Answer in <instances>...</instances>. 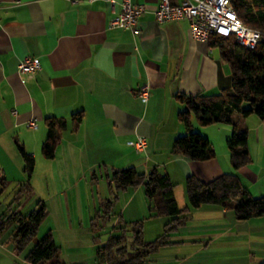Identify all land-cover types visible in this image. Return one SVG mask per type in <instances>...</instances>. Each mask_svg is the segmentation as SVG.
<instances>
[{
    "label": "crops",
    "instance_id": "crops-1",
    "mask_svg": "<svg viewBox=\"0 0 264 264\" xmlns=\"http://www.w3.org/2000/svg\"><path fill=\"white\" fill-rule=\"evenodd\" d=\"M114 1L113 7L111 0H0V195L10 182L15 187L0 211V264H55L53 259L36 263L26 258L35 237L17 244L14 217L25 215L17 207L31 196H36V204L39 200L45 204L46 215L38 230L48 217L58 221L46 232L59 247V263L93 264L92 256L80 251L71 236L80 225L77 200L80 193L83 200L87 198L84 188L89 172L93 183L103 178L109 187L110 196L102 200L98 196L100 208H94V218L109 222L114 215L113 233L118 227L130 232L131 223L141 220L140 216L150 217L143 216L150 201L141 183L117 188L110 179L114 170L129 166L144 175L152 169L167 173L174 188L184 194L189 175L208 181L222 173H235L251 196L264 198V120L255 114L234 116L239 128L247 132L250 156L237 169L229 161L226 144L232 125H200L192 113V129L209 140L214 156L202 162L172 152L174 139L187 133L178 118L185 108L182 96L213 95L231 86L229 65L220 48L192 39L186 19L157 22L153 9L160 0H129L144 7L135 30L111 26L108 23L123 0ZM31 55L39 59L40 69L26 77L16 66ZM145 84L149 99L144 103L137 92ZM78 111L81 118L77 121L72 115ZM48 117L65 122L57 131L51 158L41 150ZM30 119H35L36 128L26 126ZM138 135L146 139L142 152L127 143ZM20 148L34 157L29 176ZM41 157L52 162L46 164V187L58 189L47 200L38 199L32 181ZM80 185L82 191H72ZM183 196L181 221L159 247L170 243L174 233V243L188 242L191 255L199 256L193 264H264V215L240 220L233 210L219 204L191 208ZM107 200L113 204L105 214L102 203ZM154 217L162 234L169 218ZM102 245L96 247L95 256L109 264L98 254Z\"/></svg>",
    "mask_w": 264,
    "mask_h": 264
},
{
    "label": "trees",
    "instance_id": "trees-1",
    "mask_svg": "<svg viewBox=\"0 0 264 264\" xmlns=\"http://www.w3.org/2000/svg\"><path fill=\"white\" fill-rule=\"evenodd\" d=\"M232 7L240 19L248 26L261 33V40L253 49L239 45L233 36L224 37L210 35V46L220 48L222 59L228 63L231 76V86L215 94L197 93L182 96L185 108L178 113V118L187 133L177 136L172 144L173 153H182L189 159L204 161L214 156V150L209 140L200 132L192 129L190 114H194L197 124L229 123L233 132L227 140L230 163L233 168L249 162L247 148V132L241 130L235 122V115L246 117L255 114L264 120V0H231ZM80 120L81 112L72 115ZM48 133L42 143V154L46 158L53 157L58 142V129L65 125L64 121H56L51 117L46 119ZM23 159V169L29 176L34 167V157L20 148ZM168 174L152 169L147 175L139 173L135 167L129 166L114 170L110 179L117 188L142 184L143 190L150 201L149 216L159 214L168 216L164 223L163 233L153 241H144L141 220L131 223L130 236L124 227H118V233H111L106 242L98 249V254L109 264H144L149 253L167 241L168 233L177 227L181 221L183 210L174 196V184ZM185 194L189 205L198 207L202 204H219L233 210L237 219L243 220L253 216L264 215V198L253 197L242 186L235 173H222L208 181H202L194 175L185 180ZM103 212L109 213L112 200L104 203ZM37 208L23 216L10 215L18 221L15 233L17 244L24 245L35 237L38 227L46 215L45 204L39 200ZM50 232H46L37 240L26 254L32 262L58 260L59 247L55 245Z\"/></svg>",
    "mask_w": 264,
    "mask_h": 264
},
{
    "label": "rangeland",
    "instance_id": "rangeland-1",
    "mask_svg": "<svg viewBox=\"0 0 264 264\" xmlns=\"http://www.w3.org/2000/svg\"><path fill=\"white\" fill-rule=\"evenodd\" d=\"M41 159V160H40ZM36 162V169L34 173L32 174V181H34L35 190L37 193L38 199L47 200L49 198V195L55 196L58 192L57 188H47L46 187V164L52 163L47 162L49 160H46L44 157H41ZM52 161V160H51ZM54 167H56L55 162L53 163ZM87 183L88 185L84 188L85 190V196L87 197L86 200H83L82 193L79 194V199L77 200V211L81 213V219H80V225H76V228L74 230V235H71L73 239H75L76 245H78L79 250L85 253H89L90 256H92V263L93 264H107L105 261H101L100 259L97 260L95 256L96 247L99 245L104 244L106 240L108 239V236L112 233V225L115 221V216L112 215L111 220L108 222H103L102 220L95 219L94 217V208H100V205H98L100 202L98 201V196H100L101 200L105 197L110 196L109 187L107 185V182L105 179L101 178L98 183H93L91 181V173H87ZM52 182V181H51ZM13 182H10L7 184L6 189L4 193L0 195V211H4L5 205L9 202L11 199L12 194L15 192V187H13ZM175 189V199L179 206L183 204L184 199V192L179 190L177 187ZM54 190V191H53ZM83 189H72V191ZM49 194V195H48ZM122 197V194H120V198ZM36 196H31L26 199H23L21 201V204L17 207L18 212L21 214H26L30 212L32 209L37 208V204L35 203ZM187 199V198H186ZM116 206H114L113 213L117 214ZM150 208L146 205L143 216H148L150 214ZM168 217L165 215V218ZM92 218V219H91ZM91 219V221H90ZM141 226L143 231V237L145 240H153L156 238L157 235L161 234L162 229L159 230V223L157 222V218L154 216H150L149 219H144V217L141 218ZM77 221V220H76ZM58 221H55L52 219V217H48V219H45L43 221L42 226L38 230L34 240L28 245L27 249L30 248L37 240H39L46 232L48 228H54L52 226H55ZM79 220L77 221L78 224ZM91 222H93L94 226H91ZM102 222L105 224L103 227L99 226L102 224ZM145 222L146 228L144 229L143 223ZM158 230V231H157ZM189 230V227L187 226V231ZM119 232V230H117ZM116 232V231H115ZM116 232V233H118ZM128 235L131 233L129 231L126 232ZM176 234H171V242L162 245L159 247V250H155V252L149 253L146 261L144 264H193L195 257L198 258L199 256H193L191 255V246L188 242H185L184 244L180 243H174ZM93 240V241H92ZM91 245V247H90ZM94 247H93V246ZM88 248V249H87ZM84 253V254H85ZM200 255V254H199ZM203 257V256H202Z\"/></svg>",
    "mask_w": 264,
    "mask_h": 264
},
{
    "label": "built area",
    "instance_id": "built-area-1",
    "mask_svg": "<svg viewBox=\"0 0 264 264\" xmlns=\"http://www.w3.org/2000/svg\"><path fill=\"white\" fill-rule=\"evenodd\" d=\"M114 7L115 1L111 0ZM144 10L143 5L133 4L129 0L121 2V8L115 12L110 20L111 26L135 30L138 17ZM154 10L157 22L186 19L189 24V34L194 40H208L210 35L224 37L233 36L239 45L253 49L261 40L259 30L246 25L232 7L231 0H182L180 3H171L170 0H160ZM37 57L24 56L16 66L20 74L32 77L40 69ZM139 100L147 102L149 87L147 84L139 87L137 92ZM26 126L36 128L35 119H30ZM136 152H142L146 146L144 136L138 135L136 139L127 142Z\"/></svg>",
    "mask_w": 264,
    "mask_h": 264
}]
</instances>
